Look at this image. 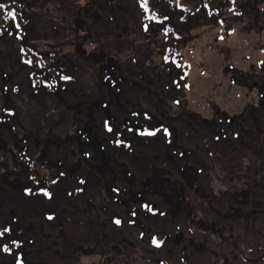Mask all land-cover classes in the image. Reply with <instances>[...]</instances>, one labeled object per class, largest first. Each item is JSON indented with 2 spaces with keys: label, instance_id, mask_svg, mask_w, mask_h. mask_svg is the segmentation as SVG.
<instances>
[{
  "label": "rangeland",
  "instance_id": "1",
  "mask_svg": "<svg viewBox=\"0 0 264 264\" xmlns=\"http://www.w3.org/2000/svg\"><path fill=\"white\" fill-rule=\"evenodd\" d=\"M0 5L5 17L0 27V264H60L57 246H68L71 234L85 237L79 240L84 250L77 243L70 252L74 264H105L112 244L122 251L115 264H258L255 257L264 256V247L259 248L264 213L256 212L253 202L264 200V189H256L254 180L262 183L264 170L248 165L255 159L256 133L264 135V0H223L215 11L207 0H0ZM108 57L118 61V70L108 67ZM101 67L107 81L99 88L108 89L101 98L110 101L112 115L143 101L158 99L174 111L185 103L181 115L196 118L200 131L215 139L221 128L211 120L212 111L221 120L220 105L233 120L228 133L239 135L231 137L234 145L245 146L224 157L226 166L230 158L227 172L237 177L232 184L246 177L248 185L239 182L237 189L245 188L248 195L236 199L238 204L217 195L225 182L212 169L208 182L214 194L187 191L194 209L187 204L189 209L174 205L163 211L166 192L154 190L153 196L165 204L154 199L153 210L133 216L137 225L129 226L128 233L121 226L107 232L105 220L122 206L111 203L114 195L106 191L111 181L95 169L106 167L80 164L73 140L81 126L73 117L82 114L74 104L91 94L94 69ZM233 72L246 84L235 83ZM250 109L251 117H243ZM58 113L60 119L48 117ZM215 144L206 146L214 154L211 168L223 155ZM47 147L49 164L42 171H50L45 175L54 182L49 190L39 180L7 183L23 178L27 158L43 160ZM90 148L94 150L91 145L88 152ZM201 153L195 169L203 176V160L208 159L205 149ZM256 165L264 169L260 161ZM90 169L103 177L104 185L96 182L92 203ZM174 188L179 195L184 192L179 184ZM249 188L256 194L250 196ZM86 202L94 209L86 208ZM180 210L184 215H176ZM97 231L102 248L90 252L86 246L91 249L97 239L89 235ZM155 234L163 244L152 242ZM124 237L136 239V245L126 247ZM249 244L254 247L247 248Z\"/></svg>",
  "mask_w": 264,
  "mask_h": 264
},
{
  "label": "trees",
  "instance_id": "2",
  "mask_svg": "<svg viewBox=\"0 0 264 264\" xmlns=\"http://www.w3.org/2000/svg\"><path fill=\"white\" fill-rule=\"evenodd\" d=\"M193 1H195V3L198 2V0ZM222 1L223 0H207L208 8L211 11H215L220 6ZM4 23V11L3 7H0V27H2ZM26 54L31 55L33 60L37 58V56H35L29 50L26 52ZM107 60L110 62L108 66L109 68L115 67L114 69L118 70L119 63L116 61V59L108 57ZM109 72L110 75L113 76L111 69ZM102 75L103 78L100 77ZM94 76L96 85L91 94H86L85 100H79V102L74 104V107H77L78 112H81L82 114L80 115L78 113L76 117H73V120L79 122L81 125V129L78 128L73 140L74 146L79 155L78 162L80 164L85 163L87 166L94 168V162H98L103 167H106V170L104 171L101 170L100 167L95 169L106 174V178L112 183L111 187H106V191H108L109 194L111 193L112 196L114 195L111 197V199L109 197L111 203L118 207L120 205L122 206V208L112 212L113 214L115 213L114 216L110 215L109 218L105 220V223L109 225V230H107V232H113L119 226H121L123 228L122 232L127 231L128 233L129 226L137 225L134 223V220H132L133 216L142 214V212L149 210V207H153L154 204L152 202L154 199L157 201V205L165 204L162 202L161 198L153 196L154 190L160 189L161 191L166 192V198L168 200H166L167 208H162L163 211H168L169 207L174 205L181 209H186V207L189 209L187 204H190L191 209H194L187 192L183 196H178L172 189H170V186L178 182H182L186 185L187 190L194 192L195 195L198 193L197 189L200 191L204 190L205 193L207 192L214 194L215 192L210 187V182H208L210 179L209 172L212 171V169L215 171L217 170L218 174L216 177H219L222 182H225V187H223L221 191L217 192V195L224 194L222 197L229 198L232 201V204L236 202V199L242 201L243 197L248 195L245 188L237 189V185L234 188L231 180H235L236 176H234V174L231 172H227L231 165L229 164L230 158L228 159V166H226V159L224 157L227 155L231 156L233 153L241 150V147L245 146L238 148L234 145L235 141L232 140L231 137H235L237 133H228L229 130L234 128L232 122L233 120L229 119V114L224 109H222L220 105H217L219 109L218 111L223 115V118L219 120L217 112L214 110L212 111V114L214 115L211 120L215 119L217 126L220 124L221 132L218 131V136L215 139H212L208 137V132L200 131L202 126L198 125L196 118L193 119L188 114H186V116L181 115V113L184 111L185 103L180 104V107L183 106V108H180V110L176 109L174 111L171 109L172 107L170 103H165L164 101L159 102L158 99L157 101L152 102L143 101L142 103L138 102V105L136 106L130 105L129 110L123 109L121 113L112 115L111 109L109 108L110 101H106L105 99L101 98V94L105 93L108 89L104 90L99 88L100 83L103 84L107 81V78L104 75V67H101L100 69L97 68L96 70L94 69ZM232 76H234V82L238 85L246 84L244 77L241 75V80L236 79L237 75H235L234 72ZM259 88L260 86L257 85V88L255 89L258 90ZM262 98L264 99V96H262ZM174 104L178 105L176 103ZM192 111L195 112L193 109ZM249 111L250 112L245 113L243 117L246 116V114L251 117V112L254 110L252 111V109H250ZM258 113H261V111L258 110ZM61 114L62 113H58L56 115L52 114L48 117L57 120L55 119V116L57 117L59 115L57 118L60 119ZM215 127L216 126H213V128ZM256 134L258 138L253 141V145L257 143L258 145L256 146V149L252 148L255 149V152L253 151L255 153V159L252 165L258 161L262 163L263 160L260 159L264 157V154L261 155V151L264 149L263 137L259 133ZM242 136L243 134H241V138ZM194 141H196L198 144H195ZM213 143H216L215 145L221 152H223V155L220 162H217L218 165H215L211 168L212 164L210 161H213L214 157L212 155L214 154L208 153L206 151V146L209 145L211 147L214 145ZM91 145L94 147V150L90 148V151L88 152L87 150ZM49 149L50 148L48 147L44 149L43 157L45 156V158H43L41 161H32L31 159L27 158V171H25L24 167L21 166V176H23V178L18 179L17 177L13 180H8L7 183L17 180L20 183L23 181L26 183L28 181L29 183L34 184V181L39 180V182L41 181L43 185H48L49 190L51 184L54 182H47V176L45 177V175L48 173L50 174V171H42L46 167L43 164H49L47 162L48 156H46ZM204 149L205 153H207L208 161L203 160L205 174L202 176V173L195 169V164L196 161H200L201 157H199V154H202L201 152ZM187 156H189V159H185ZM90 162L93 164L90 165ZM37 167H39V169ZM92 170L95 171L94 169ZM92 170L90 169L89 172L92 176L91 182L93 191L92 195L90 196L91 200L89 201L91 203L94 199L93 195L97 192L99 187L96 185V182H101V185L104 186L102 183L103 177L97 172L92 173ZM36 171L43 172V175L39 177V173L37 174ZM8 172H10L9 175L14 174L18 176V174H16V172L13 170H9ZM220 172L222 173L220 174ZM7 176V174H2V177ZM187 176L194 178L191 185L187 184L185 179ZM156 179L158 180L156 181ZM245 180L247 181L246 177L239 179L240 186H242V184L246 185L244 182ZM49 195H52V193ZM114 197L125 199L126 203L119 204ZM252 198L253 197L249 198V202L252 201ZM89 202H86L87 204L85 203L86 208L87 206H90V209H92L93 206L89 205ZM236 203L238 204V202ZM239 205L241 206L242 204L239 203ZM234 207L237 211L243 206L240 208L236 206ZM151 209L153 210V208ZM179 214L184 215V212L180 210V212H178L176 215ZM230 215L233 216L234 213ZM123 222H126L125 227ZM143 224L144 223L138 224V227ZM113 225H116V228L113 227ZM122 232H120V234ZM98 234H101V232L97 231L95 234L89 235L90 238L97 239L94 240V245L91 249L90 246H86V249L90 252H98L100 248H102L100 247L101 241L98 239ZM146 235L148 236L149 234ZM159 235L160 234H155V237L152 238V242L156 246L163 244L162 242L158 243L159 240H162ZM89 236L85 240H88ZM125 238L126 237H124V241L121 239V242H124L126 247L129 245L131 248L136 245V239L127 238V241H125ZM118 241H120V239ZM152 242L150 243L153 244ZM78 246L84 250V243L79 242ZM113 246L114 249H110V251L112 250L110 256L105 258L107 264H115L116 253L122 252L119 250V247L116 244H112V247Z\"/></svg>",
  "mask_w": 264,
  "mask_h": 264
},
{
  "label": "flooded vegetation",
  "instance_id": "3",
  "mask_svg": "<svg viewBox=\"0 0 264 264\" xmlns=\"http://www.w3.org/2000/svg\"><path fill=\"white\" fill-rule=\"evenodd\" d=\"M259 117H260V114H259ZM261 119V118H260ZM263 137V141H264V135L262 136ZM264 143V142H263ZM262 143V144H263ZM263 152H264V149L262 150ZM262 152V153H263ZM262 153H261V155H262ZM260 160H263L262 161V163L264 164V157L262 158V159H260ZM261 163V162H260ZM261 163V164H262ZM253 163H251V164H249L248 166H250V165H252ZM253 167H255V168H257V169H260V170H264V169H262V168H258V165H256V163L254 164V165H252ZM245 177V176H244ZM186 181H187V184L188 185H191L192 183H193V180H194V178L193 177H191V176H187L186 178ZM236 179H237V177L235 178V180L234 181H236ZM158 179H156V181H157ZM240 181L238 180V182H236V184H232V185H234V188H235V186L237 185V187L239 186V183ZM245 182V184H246V186L248 185V182L245 180L244 181ZM239 183V184H238ZM111 185H109V186H107V187H111L112 186V183H110ZM177 184H179V185H181V187H182V189H184V192H182V194H178L177 193V190L174 188V186H176ZM254 184L256 185H258V186H256V189H258V187L261 189V190H263L264 189V181L262 182V183H260V181H255L254 180ZM170 189H172L173 191H174V193H176L178 196H183L184 194H186V192L188 191L187 190V188H186V185L185 184H183L182 182H178V183H176V184H173V185H171L170 186ZM248 191H249V195H255L256 194V192H255V194H253V191L252 190H250V188L248 189ZM236 192V191H235ZM197 194V193H196ZM187 195H188V192H187ZM264 203V200L262 201V200H259V202L258 201H255V202H253V205L255 204H257L256 205V207H255V210H256V212L257 211H259V212H262V213H264V208H262V204Z\"/></svg>",
  "mask_w": 264,
  "mask_h": 264
},
{
  "label": "crops",
  "instance_id": "4",
  "mask_svg": "<svg viewBox=\"0 0 264 264\" xmlns=\"http://www.w3.org/2000/svg\"><path fill=\"white\" fill-rule=\"evenodd\" d=\"M85 207H86V205H85ZM72 232V231H71ZM71 236H72V240L71 241H69L68 242V246H66V245H64V244H62L63 246H60V245H58L57 247H59L58 248V250H56V252H59L60 253V257L61 258H58L57 259V261H59L60 262V264H74V263H72V260H71V255H70V252H72V250L74 249V246L77 244V243H79L80 241L79 240H81V239H83V238H85V237H78L77 239H76V235H73V234H71ZM74 239V240H73ZM76 240V241H75ZM60 243V242H59ZM252 244V243H251ZM260 245V249H262L263 247H264V244L262 245V244H259ZM254 247V245L253 246H251L250 244H249V246H247V248H253ZM256 251L257 252H260L258 249H256ZM255 252V251H254ZM48 254H49V252H48ZM257 254H259V253H256L255 255H257ZM255 255H251V256H255ZM247 257V256H246ZM264 256H261L260 258H257V257H255V259H259L258 260V264H264V258H263ZM245 259V258H244ZM262 260V261H261ZM243 261V260H242ZM124 262V260H122V263ZM56 263H58V262H56ZM105 264H107V262L105 261Z\"/></svg>",
  "mask_w": 264,
  "mask_h": 264
},
{
  "label": "snow or ice",
  "instance_id": "5",
  "mask_svg": "<svg viewBox=\"0 0 264 264\" xmlns=\"http://www.w3.org/2000/svg\"><path fill=\"white\" fill-rule=\"evenodd\" d=\"M0 7H3V5H0ZM10 15H14L13 13H10Z\"/></svg>",
  "mask_w": 264,
  "mask_h": 264
}]
</instances>
